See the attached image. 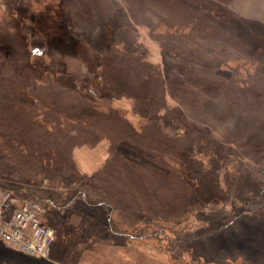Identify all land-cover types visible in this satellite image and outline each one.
<instances>
[{"label": "rangeland", "instance_id": "1", "mask_svg": "<svg viewBox=\"0 0 264 264\" xmlns=\"http://www.w3.org/2000/svg\"><path fill=\"white\" fill-rule=\"evenodd\" d=\"M254 1L0 0V182L56 232L28 261L264 264Z\"/></svg>", "mask_w": 264, "mask_h": 264}, {"label": "built area", "instance_id": "2", "mask_svg": "<svg viewBox=\"0 0 264 264\" xmlns=\"http://www.w3.org/2000/svg\"><path fill=\"white\" fill-rule=\"evenodd\" d=\"M46 207L0 186V242L35 260L51 255L55 230L44 223Z\"/></svg>", "mask_w": 264, "mask_h": 264}, {"label": "trees", "instance_id": "3", "mask_svg": "<svg viewBox=\"0 0 264 264\" xmlns=\"http://www.w3.org/2000/svg\"><path fill=\"white\" fill-rule=\"evenodd\" d=\"M158 124H159V126H160V123H159V121H158ZM0 186L1 187H3V188H7V189H15L16 187L15 186H10V185H8V184H5V183H1L0 182ZM93 189V188H92ZM28 193V195L29 196H33V197H31V198H33V200H36V201H38V202H40L41 200H45V201H47L48 203H52V200L51 199H49V198H42L41 196H39L38 194H36V193H33L32 191H30V190H28L27 191ZM98 196H100V194H98L97 193V195L96 196H94V197H98ZM69 198H71V201H69V203L68 204H70V203H75V201L77 200V199H81L82 198V200L84 201V202H86V204L87 205H92L93 207H96V208H101V209H103V210H101V211H103L106 215H107V224L109 225V229L113 232V233H115V231H117L116 229H114V224H115V220H114V217H112V215H113V213H114V211H115V209H117L115 206H113V205H106L105 204V202H100V200H98V199H93V198H91L90 197V195L86 192V195L85 194H83L81 191H75V192H73V194H72V197L71 196H69ZM49 205V204H48ZM52 206V205H51ZM258 209H260L261 210V208L259 207ZM260 210H258V211H260ZM137 230H139L138 229V227H135V228H133V231H132V233H128V232H123V233H121V232H119V231H117L116 232V234H120V235H124V237H127V238H135V237H137V235L136 234H134V231H135V233H137ZM138 234H139V231H138Z\"/></svg>", "mask_w": 264, "mask_h": 264}, {"label": "crops", "instance_id": "4", "mask_svg": "<svg viewBox=\"0 0 264 264\" xmlns=\"http://www.w3.org/2000/svg\"><path fill=\"white\" fill-rule=\"evenodd\" d=\"M250 2L247 1V6H250ZM254 4L259 7L260 17L264 19V0H255ZM26 256L14 252L10 248L6 247L2 242H0V264H35L28 261ZM28 258V257H27Z\"/></svg>", "mask_w": 264, "mask_h": 264}]
</instances>
